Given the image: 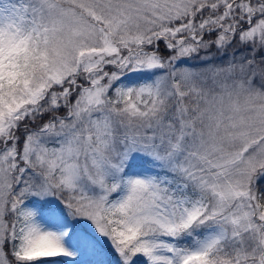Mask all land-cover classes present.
<instances>
[{
    "label": "snow or ice",
    "instance_id": "obj_1",
    "mask_svg": "<svg viewBox=\"0 0 264 264\" xmlns=\"http://www.w3.org/2000/svg\"><path fill=\"white\" fill-rule=\"evenodd\" d=\"M0 264H264V0H0Z\"/></svg>",
    "mask_w": 264,
    "mask_h": 264
}]
</instances>
